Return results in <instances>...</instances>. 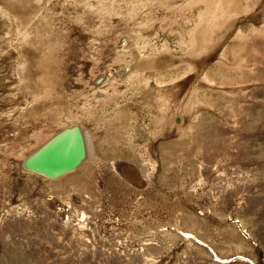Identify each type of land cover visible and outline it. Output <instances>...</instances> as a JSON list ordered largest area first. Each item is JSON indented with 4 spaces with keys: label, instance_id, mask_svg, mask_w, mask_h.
<instances>
[{
    "label": "rangeland",
    "instance_id": "374dc122",
    "mask_svg": "<svg viewBox=\"0 0 264 264\" xmlns=\"http://www.w3.org/2000/svg\"><path fill=\"white\" fill-rule=\"evenodd\" d=\"M76 126L86 155L24 167ZM264 0H0V264H262Z\"/></svg>",
    "mask_w": 264,
    "mask_h": 264
},
{
    "label": "water",
    "instance_id": "95a60500",
    "mask_svg": "<svg viewBox=\"0 0 264 264\" xmlns=\"http://www.w3.org/2000/svg\"><path fill=\"white\" fill-rule=\"evenodd\" d=\"M86 155L84 137L76 127L66 128L33 152L24 167L47 177H56L80 164Z\"/></svg>",
    "mask_w": 264,
    "mask_h": 264
},
{
    "label": "crops",
    "instance_id": "0c3cea01",
    "mask_svg": "<svg viewBox=\"0 0 264 264\" xmlns=\"http://www.w3.org/2000/svg\"><path fill=\"white\" fill-rule=\"evenodd\" d=\"M261 260H262V264H264V250H263V252H262Z\"/></svg>",
    "mask_w": 264,
    "mask_h": 264
}]
</instances>
